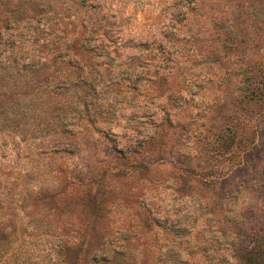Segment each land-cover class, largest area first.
Wrapping results in <instances>:
<instances>
[{"label":"rangeland","instance_id":"rangeland-1","mask_svg":"<svg viewBox=\"0 0 264 264\" xmlns=\"http://www.w3.org/2000/svg\"><path fill=\"white\" fill-rule=\"evenodd\" d=\"M242 5L0 0V60L40 67L0 89V264H264V159L230 175L264 64Z\"/></svg>","mask_w":264,"mask_h":264},{"label":"trees","instance_id":"trees-1","mask_svg":"<svg viewBox=\"0 0 264 264\" xmlns=\"http://www.w3.org/2000/svg\"><path fill=\"white\" fill-rule=\"evenodd\" d=\"M240 8H243L242 0H238ZM16 10H13L15 14ZM15 17V16H14ZM10 22H13L10 20ZM7 25H9L7 23ZM1 33V32H0ZM260 53H257V58H263L264 60V47L260 48ZM240 64V63H239ZM39 65L30 62H6L0 60V89L3 87L2 81L4 78L12 73L15 76H19L21 71L33 76L38 72ZM241 79H239V87L243 93V97L248 102H255L259 104L257 110L258 120L255 123L254 131L255 137L249 138L248 142L245 143L246 148L241 158L240 164L232 166L230 170L231 174L243 173L245 169L255 170L257 166H260V161L264 159V64L253 63L246 61L243 66H240ZM22 77V76H21ZM20 80L18 84H14V88H24V93L32 96L36 93L38 85L32 80ZM23 93V92H22ZM5 237L3 227L0 226V241ZM0 244V254L3 253Z\"/></svg>","mask_w":264,"mask_h":264}]
</instances>
